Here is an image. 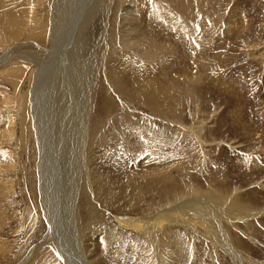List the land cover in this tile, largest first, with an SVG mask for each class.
Instances as JSON below:
<instances>
[{"label": "rangeland", "instance_id": "374dc122", "mask_svg": "<svg viewBox=\"0 0 264 264\" xmlns=\"http://www.w3.org/2000/svg\"><path fill=\"white\" fill-rule=\"evenodd\" d=\"M86 4L0 0V264H71L65 253L72 264H264V0ZM74 43L89 70L86 164L97 151L107 188L86 195L81 176L77 223L57 211L54 236L40 139L49 93L58 108L76 102L64 71ZM73 226L85 262L63 253Z\"/></svg>", "mask_w": 264, "mask_h": 264}, {"label": "bare ground", "instance_id": "6f19581e", "mask_svg": "<svg viewBox=\"0 0 264 264\" xmlns=\"http://www.w3.org/2000/svg\"><path fill=\"white\" fill-rule=\"evenodd\" d=\"M91 1L92 0H87L86 5L89 6ZM80 2H81V0H80ZM58 5H60V4H58ZM61 8H62V4H61ZM75 8H76V6H75ZM84 9L85 8H83L81 10L82 11L81 13L78 12L79 14H81L80 16H82V14L85 13ZM70 11H72V10H70ZM56 12L58 14H60L61 12L65 13L63 10L61 11V9H57V8H56ZM63 13H61V14L63 15ZM70 14H72V12ZM70 14H68V15L70 16ZM56 15H55L56 18L54 20L53 28L59 29V27L61 26L60 17H59V15L58 16H56ZM62 15H61V17H62ZM68 15H66V17H68ZM70 18H71V16H70ZM78 19L80 20V18H78ZM73 20H74V18H73ZM61 22H62V20H61ZM75 22L78 23V21H75ZM63 23H65V22H63ZM62 25H64V24H62ZM73 30H75V29H73ZM54 31L55 30H53V32ZM59 34H61V33H59ZM67 34H69V33H67ZM52 38H53V36H52ZM63 38L65 39V37H63ZM55 42H56V40H55ZM78 47H79V44L74 43L73 48L70 50V52L72 51L71 52L72 54L70 52H68L65 55V58L67 59V63H66L65 69H64L65 76L67 77V80H66L67 87H69V90H70V92H72L73 98H75L76 102L74 105H72V103L70 101L67 103L61 102V105H59V108H58L57 103H56V97L55 96L53 97L52 95H50L49 90H48L47 94L49 93V95H48V99L46 102V110L50 111V114L48 113V115H50V116L52 115V116H51V119L49 122L50 126L48 127V125H47V127H46L45 139H42V138L40 139L41 148H42V151L40 152L41 153V155H40V157H41L40 158V174H41V179L45 180V187L44 188L46 189V190H44V192L41 193V196H42L41 201H42V206L44 207V210L45 211L49 210V212H47V217H48V220H50V229H51L50 233H53L54 236L56 233H59L61 235L60 231L64 230V228L62 226L64 223L63 220H61L60 230H59V223H57L58 218H59L58 212L61 215H65V213L68 214L69 219L73 223H75V225L77 223V221H74V218H75V212H76V206H77L76 203L78 202V199L80 198L81 191H83L81 186H80L81 176H83L84 174H88L87 176L89 179V183H90L89 186L90 187L87 185L88 186L87 187L88 192L83 191L84 194H86V195L87 194L90 195L91 193H93L94 187H96V186H98V187L102 186L104 188H107L106 182L103 180L101 175L98 174V172H97L98 170H96V168H97L96 167V164H97L96 157L97 156H95V154H97V151H95L96 148H95V150L91 151V153L94 151H95V153H92L91 155H89L90 156L89 157V163H91L90 168H88L89 163L86 164L87 159H86L85 153L87 155V149H88V146H87L88 135H86V134L88 131L89 124L87 123L86 114H85V110H87V109L84 108V105L86 103L84 104V102H83L84 101L83 97L85 96V95L83 96V92L87 88L86 84H87V80H88L89 75L86 72L88 69L87 70L85 69V66H87V64L85 63V61L82 62L81 60H79V57L77 56L78 50H79ZM25 60L31 61L32 63L35 64V66L39 65L40 62L41 63L43 62L40 59L38 60V57L37 58L28 57V59H25ZM47 74H48V72H47ZM55 78H54L55 80H53L54 90H56L57 86L59 85V77L55 76ZM50 81H52V80H50ZM50 84H51V82L49 83V85ZM48 87H50V86H48ZM49 89H52V88H49ZM41 98H43V97H41ZM40 102H41V100H40ZM38 103H39V101H38ZM55 106H56V108H55ZM78 109H80V110H78ZM76 110H78L77 118L72 116V113L75 112ZM51 111H52V114H51ZM47 123H48V121H47ZM47 123H45V124H47ZM69 125L72 126L71 130L69 129ZM96 128L100 129V127H98V126ZM45 144H47V146H48V148L46 149L47 153L44 151V147L42 146V145L45 146ZM48 163H50V165H51V178L53 179V183H52V185H50V187L48 185V178H50V176H49V173H47V170L45 169V166H44V164H48ZM73 169L77 170L80 175H76L75 172H73L74 171ZM88 169H91V171ZM41 181H43V180H41ZM93 182L95 183V185H93ZM101 193H103V192L101 191ZM209 208L211 209V207H209ZM178 209H180V208L177 207L176 209H172L170 211H172L174 213L175 211H178ZM199 210H200V208H199ZM31 211H33V210H31ZM208 216H210V214ZM213 216H215V215H213ZM159 218H161V217H159ZM207 218H209V217H207ZM151 219H147L146 221L148 223H150ZM153 220H156V223H157L158 217H157V219L155 218ZM197 221H200V220H197ZM197 221H195V222H197ZM201 221H203V220H201ZM120 222L122 223L123 227H126V228L132 227V224L127 223L128 222L127 219L121 218ZM134 223H136V225H137L136 227H138L139 230L140 229L144 230L147 228V225L141 226L142 223L141 222L139 223V220H136V222H134ZM144 223L146 224L145 219H144ZM173 223H175V222H173ZM68 235H69L68 237H70V238H69L68 243L64 246L65 251L63 253H65L67 251L68 254L70 253L71 255L77 257V259L80 260L81 262H82V260H83V262H85L84 256H86L87 253H85L84 247H82V248L80 247L83 240L80 237V233L78 231H76V226H73L70 228V231H68ZM85 237H94V236H89V234L87 233V236H85ZM47 240L49 241L50 239H47ZM108 240L109 239H107V241ZM172 244H175V241H173ZM167 247H170V246H167ZM31 253H33V252H30V256L32 255ZM91 255L92 254L89 253L88 257H91ZM66 256L68 258V262L72 264V262H71L72 257H70V256L68 257L67 253H65V258H66ZM91 258H90V260H91ZM93 263H94L93 261H91V263L90 262L88 263L86 261V264H93Z\"/></svg>", "mask_w": 264, "mask_h": 264}]
</instances>
